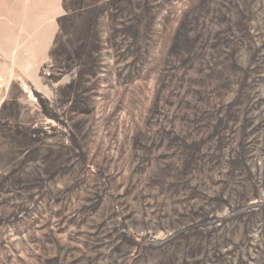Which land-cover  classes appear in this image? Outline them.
I'll return each mask as SVG.
<instances>
[{"label": "rangeland", "instance_id": "1", "mask_svg": "<svg viewBox=\"0 0 264 264\" xmlns=\"http://www.w3.org/2000/svg\"><path fill=\"white\" fill-rule=\"evenodd\" d=\"M130 257L264 264V0H0V264Z\"/></svg>", "mask_w": 264, "mask_h": 264}, {"label": "trees", "instance_id": "2", "mask_svg": "<svg viewBox=\"0 0 264 264\" xmlns=\"http://www.w3.org/2000/svg\"><path fill=\"white\" fill-rule=\"evenodd\" d=\"M152 244H153V243H152ZM152 244H150V243H146V242H142L140 245H143V246L139 247V250H138V253H137V254L140 253L141 249H142L144 246H146V245H152ZM155 245H156V244H155ZM137 254H135V255H137ZM132 259H133L132 257L128 258V259L125 261L124 264H130L131 261H132Z\"/></svg>", "mask_w": 264, "mask_h": 264}]
</instances>
